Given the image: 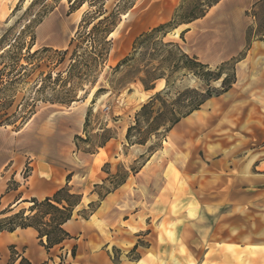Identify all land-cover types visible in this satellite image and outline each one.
<instances>
[{
  "label": "rangeland",
  "instance_id": "obj_1",
  "mask_svg": "<svg viewBox=\"0 0 264 264\" xmlns=\"http://www.w3.org/2000/svg\"><path fill=\"white\" fill-rule=\"evenodd\" d=\"M216 1L183 0L177 24L203 16ZM168 2L173 1L2 0L9 16L1 26L0 36V127L20 130L53 106H71L72 111L88 108L92 114L88 134L82 138L89 137V142L79 141L81 149L87 151L99 150L107 136L103 129H110L115 136L119 130L128 129L140 108L166 88L163 80L156 91L145 94L140 87L143 76L138 75L139 70L146 65H160L168 54L154 57L155 44L161 40L157 36L136 53L133 47L128 55L135 56L117 69L124 59H121L123 45L144 28L155 12L164 13L162 6ZM132 8H135L132 14L123 16ZM52 12L61 15L64 22L72 23L57 24L52 39L48 33L50 26L42 33L47 32L44 35L54 43H63L65 37L72 36L73 43L65 50L41 46L37 40V27ZM104 14L110 17L104 28L117 25L111 39L118 48L105 65L97 58L105 47L99 43L98 33L91 35L93 26L99 22L96 20ZM254 14L251 43L264 39L261 35L264 5ZM177 32L170 33L164 42L180 45L181 34ZM247 53L248 47L241 59L239 56L226 65L210 67L214 73L221 72L228 82L234 72L236 77L239 72L231 97H219L202 107L193 123L185 120V129H174L166 139L167 144L162 145L165 150L160 149L157 155L169 160L184 155L182 172L174 170L180 184L173 204V220L164 222L161 230L155 232L157 237L141 245L150 247L156 238L160 242L170 241L165 250L175 263L264 264V102L259 103V92L249 97L250 90H246L248 83L257 78L242 68ZM183 75L177 74L173 79V96L190 88L206 89L194 77ZM221 86L222 81L211 83L212 89L221 90ZM119 96L121 102L117 101ZM57 131L46 125L39 127L36 133L39 144L49 145ZM65 140L62 138L61 142ZM157 142L153 139L146 146L134 147L125 143L117 161L103 166L104 172L118 179L107 182L98 191L104 195L126 174L138 172L152 156L150 150ZM30 174V168L26 167L22 177ZM219 205L222 209L216 210L214 207ZM129 256L137 257L133 253Z\"/></svg>",
  "mask_w": 264,
  "mask_h": 264
},
{
  "label": "crops",
  "instance_id": "obj_2",
  "mask_svg": "<svg viewBox=\"0 0 264 264\" xmlns=\"http://www.w3.org/2000/svg\"><path fill=\"white\" fill-rule=\"evenodd\" d=\"M172 1L163 4L164 13L155 12V16L147 19L144 28L129 38L123 45L121 59L129 54L143 33L172 20L183 0ZM259 1L219 0L204 17L177 29V33H184V40L180 35L183 51L209 67L221 66L238 58L248 47L247 32L253 24L249 12ZM1 2L0 36L1 26L9 16ZM134 9L128 10L123 16L132 14ZM59 23L67 26L72 22L66 23L61 15L52 12L39 24L37 40L41 46L65 50L70 45L72 36L65 37L63 43L51 40L55 35V26ZM48 25L51 39L42 33ZM114 52H118L116 46H113L110 56ZM241 64L243 69L257 76L256 81L247 85L249 89L246 90L251 93L249 97L259 92V103L264 102V42L253 41ZM161 82L156 83L154 91ZM237 84L238 80L234 86ZM140 87L145 94L154 92L146 91L141 83ZM231 92L232 89L220 98L231 97ZM244 95L247 96V93ZM215 99L207 101L202 107ZM121 100L119 96L117 101ZM52 108L20 130L11 131L0 127V218L28 210L31 206L28 201L31 199L52 197L69 183L74 193L83 195L73 218L64 225L73 239L48 253L41 246L39 234L33 228L1 233L0 264H21L22 261L30 264H180L173 262L165 250L170 241L160 242L156 238L150 247L142 246L141 242H148L149 238L156 236V231L161 230L164 222L173 220V204L180 184V178L175 177L174 170L182 172L184 155L170 160L157 156L165 150L163 146L161 152L158 150L154 153L137 173L128 175L123 185L100 200L96 186L107 183L112 175L104 172L103 166H110L112 160L117 161L126 143L127 129L119 130L116 137L95 154H87L77 149L75 137L86 135L84 130L88 108L74 111L71 106ZM194 113L174 129H185V120L192 119L194 122ZM45 125L58 129L51 143L48 141L49 145L39 144L37 140L38 128ZM62 138L66 139L63 143ZM26 167L30 168L31 174L25 178L22 173ZM91 204H97L96 210L85 218V212ZM214 208L222 209L220 205ZM5 212L6 215H2ZM74 247L75 256L72 255ZM131 253L137 255V259L131 258Z\"/></svg>",
  "mask_w": 264,
  "mask_h": 264
},
{
  "label": "trees",
  "instance_id": "obj_3",
  "mask_svg": "<svg viewBox=\"0 0 264 264\" xmlns=\"http://www.w3.org/2000/svg\"><path fill=\"white\" fill-rule=\"evenodd\" d=\"M218 2L219 0L209 6V9H211ZM262 5H264V0H260L257 4H255L251 12H249V15L256 18L254 12H256V10ZM178 11L179 10H177V13L170 22L143 33L139 38H137L133 45L134 53H136L139 48L144 47L153 39L157 38V36H161V40L155 44L156 55L154 57L163 53L168 54V59L163 61L160 65L152 67H150L151 65H146L143 69L139 70L138 75L143 76L140 78V83L146 91H154L156 83L163 80L165 81L166 88L165 90L152 96L148 102L140 108V110L135 114L134 123L129 126L126 134V143L129 147L146 146L153 139H157L158 142L155 143L150 150L151 155L162 148L163 143L178 124L191 116L194 112L201 110L202 106L205 105L207 101L213 98H219L228 93L237 82L235 72L233 73L232 80L228 82L227 78H222L221 72H212L210 67L201 63L197 57L186 54L179 44L164 42L170 33L174 32L182 25L190 24L195 20L204 17L206 14L205 12L203 16L199 18L177 24ZM109 19V16L106 17L105 14L101 15L96 20L99 22L95 24L91 30V35L98 33L99 43L105 47L97 55V58L101 60L103 65L107 63L113 49L111 36L117 27V25H114L111 28H104ZM252 31L253 26L249 27L247 32L248 49L252 41ZM183 35L184 33L181 35L182 40H184ZM261 35L264 36V30ZM261 41L264 42L263 37L261 38ZM72 43L73 40L70 44ZM134 56L135 54L131 53L125 57L120 62L117 69H120L122 66L129 63ZM236 59H233L230 62L235 61ZM228 63L229 62L223 65ZM180 73H183V76L186 77H194L198 81L202 82L206 89L200 90L190 88L182 92H178L175 96H173L172 90L175 86V81L173 79L175 75ZM219 81H222L221 90L212 89L211 83ZM101 91L102 90L98 93ZM170 98L171 101L168 100ZM91 114L92 110L89 109L87 112L84 130L86 135L88 134L87 129L90 123ZM103 131L107 136L98 149L103 148L110 140L116 137L112 134L110 129H103ZM79 141L88 144L89 137L87 139H83L81 136H76L75 143L77 149L87 154H95L98 152V150H82L79 146ZM128 175L129 174H126L125 177H122L121 180L114 185L113 189L108 190L104 195L98 191L102 187L96 186V191L100 196V200L123 185ZM116 179H118V176L110 175L107 182H113ZM82 200L83 195L74 193L68 183L65 187L58 190L52 197L44 200L31 199L28 201L31 204L28 210H22L14 215L0 218V234L4 232L13 233L18 229L33 228L39 234L38 238L41 246H43L47 252L50 253L55 247L62 245L67 240L73 239V237L64 229V225L73 218V213L82 203ZM96 207L97 204H91L89 206V212L85 213V218H88L89 215L96 210ZM2 215H6V212ZM75 254L76 247H74L72 251V255L75 256ZM21 264L30 263L22 261Z\"/></svg>",
  "mask_w": 264,
  "mask_h": 264
},
{
  "label": "bare ground",
  "instance_id": "obj_4",
  "mask_svg": "<svg viewBox=\"0 0 264 264\" xmlns=\"http://www.w3.org/2000/svg\"><path fill=\"white\" fill-rule=\"evenodd\" d=\"M128 15H129V13H128L126 16H128ZM126 16H125V17H126ZM126 18H127V17H126ZM77 21H78V20H75V21H74V24H76ZM47 27L49 28V25H48ZM69 29H70V28H69ZM44 31H45V30H44ZM46 33H47V32H46ZM46 33H44V34H46ZM48 33H49V31H48ZM113 35H115L114 32H113L112 36H113ZM58 37H60V36H58ZM59 39H60V38H59ZM201 111H202V110H201ZM197 112H198V111H197ZM198 116H199V113H194V115H193V117H198ZM193 119H194V118H193ZM192 121H193V120L190 119L189 122H188V124L193 123Z\"/></svg>",
  "mask_w": 264,
  "mask_h": 264
}]
</instances>
